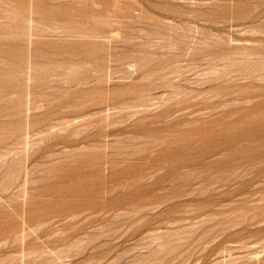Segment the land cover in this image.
Here are the masks:
<instances>
[{
    "label": "rangeland",
    "instance_id": "1",
    "mask_svg": "<svg viewBox=\"0 0 264 264\" xmlns=\"http://www.w3.org/2000/svg\"><path fill=\"white\" fill-rule=\"evenodd\" d=\"M0 264H264V0H0Z\"/></svg>",
    "mask_w": 264,
    "mask_h": 264
},
{
    "label": "bare ground",
    "instance_id": "2",
    "mask_svg": "<svg viewBox=\"0 0 264 264\" xmlns=\"http://www.w3.org/2000/svg\"><path fill=\"white\" fill-rule=\"evenodd\" d=\"M255 244H256V242H255ZM254 246V245H253Z\"/></svg>",
    "mask_w": 264,
    "mask_h": 264
}]
</instances>
